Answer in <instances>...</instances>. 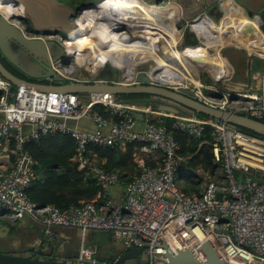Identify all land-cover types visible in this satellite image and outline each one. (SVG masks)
Instances as JSON below:
<instances>
[{
	"label": "built area",
	"instance_id": "1",
	"mask_svg": "<svg viewBox=\"0 0 264 264\" xmlns=\"http://www.w3.org/2000/svg\"><path fill=\"white\" fill-rule=\"evenodd\" d=\"M123 1L115 0L104 7L99 6L101 0L93 4L81 3L72 16L74 27L70 31L27 34L42 39L53 38L63 47V56L52 67L66 81H82L79 79V69L82 68L87 76H95L94 81L102 82L104 79L97 76V71L110 63L109 58L96 70L89 71L86 61H90V55L83 50L69 51L71 43L78 41L72 38V32L80 26L81 19L96 13L98 25L110 28V38L104 42L98 40V50L109 40V47L113 45L111 40L115 34L122 39L137 38L147 44L148 37L142 33L144 27L164 32L165 36L158 37L155 42V50L163 57V64L160 66L156 58L144 62L141 56L124 58L123 65L116 67L120 72L117 83L135 84L136 75L143 71L152 85L169 87L177 92L185 88L208 106L264 120V53L254 54L263 63L253 73L252 62L249 63L246 81H234V67L226 56L232 69L229 70L224 63H217L214 74L205 67L204 60L196 61L195 65V60L184 54L188 46L194 45L182 47L187 32L193 33L197 43L203 45L209 54L217 51L224 55V49L235 47L219 46L217 50L210 47V41L216 37L205 35L210 30L205 23L195 25L199 19L220 22L222 16L215 19L202 13L178 25L182 19L181 10L178 9L180 16L176 20L169 13L174 10L173 1L161 0L156 5L140 0L167 13V16L159 15L147 21L144 17L147 12L143 8L123 12L125 10L120 5ZM23 16L20 12L8 19L25 28L20 19ZM132 25L138 29L136 33L132 32ZM177 28L181 37L176 41ZM85 33L95 38L99 35L91 25L86 26ZM101 60L102 57L97 62ZM150 64L158 67L157 72H151ZM126 66L133 67L128 79H124ZM196 70L199 73L196 74ZM206 74L215 84L223 83L222 88L203 82L201 76ZM39 80L46 82L45 78ZM0 89V227L4 221L14 224L27 216L42 224L46 235L50 234L52 226L77 228L83 232L106 231L121 244V252L109 260L97 256L96 246L82 244L75 258L82 264H114L124 252L134 247H143V253L148 256V260L140 264H168L166 246L173 252L178 248H192L200 259H204L199 250L204 242H210L227 264H264V135L247 132L223 121L201 118L197 114L184 116L154 111L150 104L116 100L115 95L107 91L90 93L91 99L83 101L76 93L44 91L23 84L13 89L11 81L1 75ZM99 105L109 113L108 117L98 110ZM139 112L144 114L142 122L137 117ZM151 114L172 120L159 124L145 119ZM81 117L94 120L98 128H106L92 131L69 122ZM208 125L212 127V141L208 144L213 155L212 166L204 169L199 164L190 176H180L176 180L175 174L182 165L187 168L192 155L182 153L175 132L197 139L199 151L206 144ZM55 133L67 134L75 140V154L71 159L76 162L77 170L96 184L99 203L85 202L61 208L51 203L41 205L29 198L27 190L38 174L24 145L32 139ZM133 142L141 146L134 153L138 172L130 179L116 170L102 167L97 155L89 150L91 145L124 148ZM8 151L14 154L13 162L9 161ZM148 155H156L155 165L147 163ZM116 183L125 187L124 200L120 203L111 194V187ZM182 184H188L192 189L185 191ZM218 193H221L220 198Z\"/></svg>",
	"mask_w": 264,
	"mask_h": 264
},
{
	"label": "water",
	"instance_id": "2",
	"mask_svg": "<svg viewBox=\"0 0 264 264\" xmlns=\"http://www.w3.org/2000/svg\"><path fill=\"white\" fill-rule=\"evenodd\" d=\"M24 5L22 18L30 22L25 28H21L17 23L11 22L0 13V53L19 73H11L0 61V75L12 82L14 87L20 84L37 87L44 91L70 92L79 95L80 100L88 101L91 99L90 93L109 92L111 94H131L137 95L136 99L127 100V102L150 104L154 111L167 112L172 114H181L190 116L191 114L204 115L213 121H223L233 126L246 129L255 134L264 135V120H260L246 114L225 111L213 108L200 102L193 97V93L181 88L179 92L169 87L155 86L149 83L150 78L143 71L136 75L137 83L120 84V72L111 63L101 68L97 76L102 77L104 81L96 82L95 76H87L83 71L79 74L80 82L66 81L65 77L56 72L52 67L58 59L63 56V47L53 38H38L29 36L30 27L34 33L42 32L48 35L53 32H68L74 27L72 16L75 14L76 7L62 3L59 0H13ZM146 3L158 4L161 0H143ZM173 1L180 6L182 19L178 25L183 24L185 20H191L196 16L207 13L220 19L223 15V0H210L202 5L201 9L192 15L187 14L185 0H167ZM241 5L245 12L252 17L264 14V0H233ZM20 18V17H19ZM20 18V19H22ZM31 25V26H30ZM24 29V30H23ZM189 44H197L195 35L187 32L182 47ZM239 48V47H238ZM240 50L248 54L249 61L255 57L253 53L247 52L242 48ZM144 69V68H143ZM250 70V69H249ZM40 78H45L46 82L41 83ZM243 86H245L243 84ZM2 90L0 89V95ZM139 120H144V114L138 113ZM69 122L77 127L96 131L97 123L87 117L70 119ZM102 127L101 130H105ZM9 161H14V154L8 151ZM221 197V193L217 195ZM51 234V229H49ZM45 232V228H44ZM58 234V233H57ZM51 237L47 240L49 242ZM80 239V237H78ZM80 241V240H79ZM80 248V247H79ZM166 248L168 264H227L216 248L210 242H204L199 250L203 253L204 259H200L198 254L192 248H178L176 252ZM60 254L59 250L52 244L49 252L39 255V250L33 255H23L17 251L8 250L0 247V264H82L76 261L78 255ZM75 257V258H74ZM148 260V256L143 253V247H134L124 252L114 264H140Z\"/></svg>",
	"mask_w": 264,
	"mask_h": 264
},
{
	"label": "bare ground",
	"instance_id": "3",
	"mask_svg": "<svg viewBox=\"0 0 264 264\" xmlns=\"http://www.w3.org/2000/svg\"><path fill=\"white\" fill-rule=\"evenodd\" d=\"M100 0H96L98 2ZM102 3L100 7H104L107 4L114 2L115 0H101ZM94 2V3H96ZM121 9L125 10L123 12L139 10L138 7L143 8L147 13L144 14L145 19L150 21L155 16H167V13H163V10L160 7L154 5L147 6L144 2L140 0H125L120 3ZM137 6V7H136ZM24 5L21 3H16L13 0H0V13L9 18L10 16L18 15L20 12H23ZM173 11H170V15L176 20L180 16V6L173 2ZM223 14L220 22H215L212 19H203L196 21L195 25L206 24L210 29L205 32V35H210V37H216L210 41V46L215 47L217 50L218 47L225 46H235L242 48L243 50L256 54L262 55L264 53V32L260 28L261 17L256 15L250 17L244 10V8L235 3L233 0H223L222 2ZM91 19H89V25L93 26L98 32V38H95L92 34L85 33L86 26H79L72 32V38L77 39V42L71 43L69 47L70 52H76L83 50L86 54L90 55V61L87 62L86 69L91 71L92 69L96 70L97 66L101 64L106 58L110 59V63L115 67H120L123 65V59L134 56H141L142 61H148L155 59L158 61L160 66L163 64L164 59L161 55L157 54L155 50L156 41L158 37L165 36L164 32H157L151 28L144 27L142 33L147 35L148 41L147 44H142L137 38H127L122 39L118 34H115L111 41L114 42L113 45L109 47L110 40L107 41L106 45L103 48L97 49L96 45L104 40H108L110 35L108 34L109 27H102L98 25L97 14H90ZM88 19V18H87ZM86 19V20H87ZM133 26L132 32L136 33L137 28ZM175 28H173L174 33ZM176 41L181 37V31L176 29L175 31ZM112 34V33H110ZM201 35V34H199ZM168 38V37H167ZM172 43H175L173 39H170ZM262 42V44H260ZM184 54L190 56L193 60L196 61H205V67H207L212 73L216 74L217 72V63H224L229 66L226 57H223L220 52H215L209 54L207 49L203 45H192L188 46L184 50ZM180 56V53L178 54ZM94 57V59H92ZM102 57V60L97 62L98 58ZM158 67H154V64H150V70L153 73L157 70ZM232 69L231 66L228 68ZM133 70L132 66L124 67V79L130 78V74ZM157 72V71H156ZM195 73H199L198 70ZM156 76L153 75V78ZM193 80L197 78L193 77ZM184 81H176L175 83H183ZM199 235H202L201 231H198ZM173 244V243H172Z\"/></svg>",
	"mask_w": 264,
	"mask_h": 264
},
{
	"label": "trees",
	"instance_id": "4",
	"mask_svg": "<svg viewBox=\"0 0 264 264\" xmlns=\"http://www.w3.org/2000/svg\"><path fill=\"white\" fill-rule=\"evenodd\" d=\"M82 1L84 2V0ZM262 18L263 23L260 28L264 32V14ZM136 96L116 94L115 99L127 101L136 98ZM97 108L104 116H109V113L105 112L102 106L99 105ZM197 115L201 118H208L204 115ZM149 119L159 124L169 123L172 120L165 116ZM243 130L253 133L246 129ZM211 131L212 127L208 125L205 129L206 144L199 151H197L199 143L197 139H191L181 132H175L176 138L182 145V153L192 155V167L200 164L204 169H209L212 166L213 155L211 147L208 145L212 141ZM75 144V140L71 136L55 133L43 135L36 140L32 139L24 145V148L35 162L34 168L38 174L36 180L32 182L27 190L32 201L41 205L56 204L64 208L81 205L83 201L87 200L81 196L84 191V188L81 187L83 175L77 170L76 162L71 159L75 154ZM91 146L90 149L97 154V157L100 160H105L101 164L105 169L118 170L126 179H130L137 172L134 153L139 150L140 143L133 142L125 148ZM89 183L93 184L94 182ZM39 255L42 254L39 253Z\"/></svg>",
	"mask_w": 264,
	"mask_h": 264
},
{
	"label": "crops",
	"instance_id": "5",
	"mask_svg": "<svg viewBox=\"0 0 264 264\" xmlns=\"http://www.w3.org/2000/svg\"><path fill=\"white\" fill-rule=\"evenodd\" d=\"M59 1L70 5V2H67L66 0H59ZM74 1H77L75 7L81 3L89 2L93 4L94 2H96V0L95 1L84 0V2L82 0H74ZM209 1L210 0H185L186 10H187L185 12L189 15H192L195 12L199 11L202 5L208 3ZM145 119H147V117H145ZM98 147H107V146H98ZM110 147H119V146H110ZM89 150H91L92 153H95L93 152L92 149H90V147ZM97 159H98V163L100 164L105 162V160H100L98 157ZM147 163L150 165H155L157 163L156 155H148ZM181 167L183 168L184 165H182ZM186 167L195 168L191 166V162ZM137 172H138V168H137ZM136 173H134L132 177ZM82 178H83V182L81 184V187L84 188V191L81 194L82 198L84 197L87 199L85 200V202L99 203L100 198L98 196V188L96 184L89 183L91 182L89 181L90 180L89 176L87 177L83 176ZM111 194L114 200L117 203H120L124 200L125 187L122 184L116 183L111 187ZM85 202L83 201L82 203ZM44 228L45 227L42 224L34 221L33 219L27 216L18 219L14 224H7V222L4 221V225L0 227V247L8 250L17 251L23 255H33L35 251L39 250V253L43 255L45 252H49L52 244H55L60 254L65 253L67 256H69L68 254H73L75 251L77 252V250L79 251V247L83 244L88 247L96 246L97 256L100 259H106V260L112 259L114 255L121 252L122 250L121 244L118 241L114 240L111 237L110 233L106 231L99 232V231L88 230L86 232H83L82 230L77 228L52 226L50 228L51 234L46 235L44 233ZM49 237L51 238L48 242L47 239ZM78 237H80V239H78Z\"/></svg>",
	"mask_w": 264,
	"mask_h": 264
},
{
	"label": "rangeland",
	"instance_id": "6",
	"mask_svg": "<svg viewBox=\"0 0 264 264\" xmlns=\"http://www.w3.org/2000/svg\"><path fill=\"white\" fill-rule=\"evenodd\" d=\"M66 1L70 2L71 7H73V6L75 7V5L77 3V1H74V0H66ZM88 1H90V0H88ZM92 1H95V0H92ZM90 17H91V15L87 16L88 19L87 18H83V20L81 19L80 20V26L84 27V26L89 25V19H91ZM12 19L15 20L14 17H12ZM21 20L24 23H27L26 19L22 18ZM177 30L180 31L179 28H177ZM29 32L34 33L35 31L30 27ZM223 54L229 59V61L232 63V65L234 67V76H233L234 81H246L247 80L246 70H247V67L250 63V61H249L250 57L248 56V54L246 52L240 50L237 47H228V48L224 49ZM224 55H222V56L225 57ZM251 60H252L251 61L252 62L251 73H253L257 69H260V67L262 66L263 60L261 58H257V57H252ZM100 70L101 69H99L97 72H99ZM83 71L84 70L82 68L79 69V72H83ZM201 79L205 83L215 84L207 74L205 76H201ZM215 85L218 88H222L223 83H216ZM13 89H14V86H13ZM205 92L209 93L208 90H205ZM137 97L138 96H136V98ZM136 98H132V99H136ZM125 100H127V99H125ZM157 116H159V115H153V114L146 115L147 119H149V118L156 119ZM116 171H118V170H116ZM193 171H194V168H182V169L178 170V172L175 174V179L178 180L180 176H182V177L190 176ZM182 189L185 191H190L191 187L188 184H182Z\"/></svg>",
	"mask_w": 264,
	"mask_h": 264
},
{
	"label": "flooded vegetation",
	"instance_id": "7",
	"mask_svg": "<svg viewBox=\"0 0 264 264\" xmlns=\"http://www.w3.org/2000/svg\"><path fill=\"white\" fill-rule=\"evenodd\" d=\"M24 19H26V18H24ZM26 22L27 23H24L23 21H22V23H24L26 26L29 24V20L28 19H26ZM31 26V25H30ZM42 32H45V31H40V32H37V33H39V34H42ZM42 35H44V34H42ZM0 61L5 65V67L11 72V73H15V74H18L19 72L13 67V66H11L8 62H7V60L1 55V53H0ZM247 76V75H246ZM239 128V127H238Z\"/></svg>",
	"mask_w": 264,
	"mask_h": 264
},
{
	"label": "clouds",
	"instance_id": "8",
	"mask_svg": "<svg viewBox=\"0 0 264 264\" xmlns=\"http://www.w3.org/2000/svg\"><path fill=\"white\" fill-rule=\"evenodd\" d=\"M210 15V14H209ZM212 16V15H211ZM213 17V16H212ZM215 18V17H214ZM50 32H53V31H50ZM198 44V43H197ZM197 44H194V45H197ZM225 56V55H224ZM10 81V80H9ZM12 83V82H11ZM13 85V84H12ZM14 86V85H13ZM14 88H17V87H14Z\"/></svg>",
	"mask_w": 264,
	"mask_h": 264
}]
</instances>
